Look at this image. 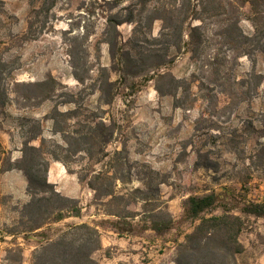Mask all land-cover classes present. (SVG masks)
I'll use <instances>...</instances> for the list:
<instances>
[{
  "label": "rangeland",
  "instance_id": "rangeland-1",
  "mask_svg": "<svg viewBox=\"0 0 264 264\" xmlns=\"http://www.w3.org/2000/svg\"><path fill=\"white\" fill-rule=\"evenodd\" d=\"M48 1L0 0V53L6 64L3 75L9 93V102L0 107V145L5 153L20 146L34 121H40L42 136L50 140L51 120L46 115L67 97L27 98L23 94L38 93L37 88L25 89L13 82L39 81L51 75L58 83L56 95L68 92L74 99L59 108L77 106L81 113L67 120L70 130L76 121L93 123L89 118L92 110L113 128L112 135L102 136L104 152L100 153L98 144L86 154L71 156L73 175L91 166L103 176L113 175L117 177L115 192L122 198L94 199V192L80 181L85 193L82 199H75L80 216H84L55 220L56 210H51L46 224L32 232L29 229L36 220L22 215L20 198L0 194V264H33V251L44 242L40 233L54 238L67 225L81 222L95 226L99 233L113 231L129 236L128 244L119 249L124 254H117L123 258L118 262L112 259L111 264H175L176 245L192 227L183 211V199L188 194L206 188H239L241 183L248 198L264 202V162L259 158L264 157V53H258L256 46L258 13L248 16L246 0H230L232 4L221 14L205 20L202 30L206 37L195 55L182 47L166 51V43L177 41L174 35L159 37L166 22L155 19L149 32L142 20L141 30L133 38L140 49H155L160 59L170 60L161 71L174 75L176 82L149 78L152 72L126 76L110 66L102 35L104 17L116 11L125 15L127 10L122 7L129 4L138 9L139 0H55L45 12ZM156 1L148 0L147 5ZM255 4L258 10V1ZM229 18H238L242 32L255 39L228 42L222 31ZM133 26L129 22L118 25L125 47H129ZM152 37H159V41L152 42ZM158 56L148 58L147 65ZM101 66L108 69L110 85H102ZM73 72L82 80H77ZM156 85L166 94L158 92ZM34 141L38 145L40 137ZM114 151L118 154L109 161ZM91 157L103 159L93 164ZM148 183L153 190L149 189L150 202L144 205L133 189L145 188ZM154 207L170 212L172 228L158 233L148 227L149 209ZM113 212L121 217L111 215ZM238 240L243 250L235 255V264H264V217H244ZM113 252L117 250L104 248L95 251L93 257L100 264L104 254L111 256Z\"/></svg>",
  "mask_w": 264,
  "mask_h": 264
},
{
  "label": "trees",
  "instance_id": "trees-1",
  "mask_svg": "<svg viewBox=\"0 0 264 264\" xmlns=\"http://www.w3.org/2000/svg\"><path fill=\"white\" fill-rule=\"evenodd\" d=\"M121 1L123 0H114L116 3ZM147 1L139 0L140 8L138 9L130 4L122 7L127 10L125 15H122L120 11H116L104 17L105 26L102 35L103 42L108 46L110 66L126 76L132 77L144 72H152L153 75L149 78L154 76L170 78L173 82H176L174 75L161 71V68L170 60L160 59V55H157L155 49H147L148 51L140 49L139 43L133 38L137 30H141L139 27L143 22L142 20L144 19L145 28L149 32L155 19L161 18L163 22H166L159 37L161 35L168 37L174 35L177 38V41L164 45L166 51L173 47L176 50L182 47L195 55L201 50V45L206 37L205 31L202 30L205 20L221 14L222 10L224 11L226 6L232 4V2L230 0H172V2L157 0L156 3L147 5ZM257 1L258 10L255 4ZM48 2V6L44 9L45 12L49 11L55 0ZM246 2L248 4V16L258 13V41L256 46L258 53H264V0H246L244 3ZM34 13L38 14L39 10L35 9ZM165 14L168 19H166ZM195 20L199 23L193 24ZM252 20L254 27H256L254 17H252ZM123 22L134 24L132 36L127 42L129 47H125L122 43L118 31V25ZM222 32L228 38V42L238 41L241 43L242 41L243 43L244 40L255 39L254 36L251 38L242 32L238 18L227 19ZM159 37H152V42H158ZM168 37L165 40H168ZM157 56L159 59L147 65L148 58H156ZM5 66V60L0 53V107L9 102V93L3 75ZM101 69L103 71L102 85H110L112 82L107 73L108 69L106 66H101ZM73 75L77 80H82L77 73L73 72ZM13 84L22 86L25 89L37 88L38 93L32 92L33 95L24 93L23 96L27 98H30V96L42 99L67 97L54 105L49 115H46V118L51 120L50 130L52 136L49 137V141L42 136L40 121L35 122L31 118H24L26 122L34 121V123L26 130L27 135L22 142L21 157L11 161L0 145V154L3 153L7 156L0 157L2 159L0 171L17 168L24 173L27 179L26 190L30 198L22 204V215L27 217L28 220H36L35 226L29 229L33 231L46 224L51 210H56L55 220L70 215L80 216L81 214L77 199L60 194L51 183L47 182L46 174L50 159L62 162L69 173H74L69 165L71 156L86 154L89 148L98 144L100 153L104 152L102 149L104 146L102 136L104 134L112 135L113 128L111 123H105L104 119L92 110L89 118L93 120V123L76 121L75 128L70 130V124L67 120L78 117L81 113H79L77 106L65 110L59 108L60 104L71 103L74 99L73 95L68 92L56 95V85L58 83L51 75L39 81H15ZM178 88L179 85L175 84V89ZM156 90L162 95L166 94L157 85ZM167 93L175 95L176 92L171 93L168 91ZM55 135H59V137L55 138ZM37 137H40L38 145L29 144L30 140ZM261 137L263 138V135ZM261 143L264 146V141ZM71 145H74V147H70ZM262 153H264V148H262ZM117 154L118 152L114 151L109 161L114 160ZM106 156H108V153L104 154V158ZM91 158L94 161L93 164L103 159V157ZM259 158L264 162L263 156ZM109 161H106V163ZM203 167L210 168L207 165ZM77 178L86 182L94 192V199L108 198V200H116L122 198V195L117 194L114 189V182L117 177L113 175L103 176L102 171L94 170L93 166L82 174L78 173ZM243 186L240 183L239 188L236 186L221 187L220 189L206 188L202 192L190 193L183 199L184 216L190 220L192 227L189 232L184 234L183 241L178 242L176 245L175 264H235V255L243 250V246L238 240L243 218L250 215L264 217V202L248 198ZM155 188V190L158 189ZM149 189V183L145 188L135 187L133 189L139 193L144 205L150 202ZM52 201H57L58 204L53 206ZM64 209L65 213H63ZM110 214L116 218L121 217L114 212ZM40 217L41 220H38ZM147 220L149 221L148 227L158 233L169 230L173 226V217L166 209L162 210L157 207L149 209ZM39 235L41 239L44 238V242L40 243V246L33 251V264H98L93 257V253L101 248L100 233L93 225L85 222L69 224L65 230L54 238H50L47 233H40Z\"/></svg>",
  "mask_w": 264,
  "mask_h": 264
},
{
  "label": "crops",
  "instance_id": "crops-1",
  "mask_svg": "<svg viewBox=\"0 0 264 264\" xmlns=\"http://www.w3.org/2000/svg\"><path fill=\"white\" fill-rule=\"evenodd\" d=\"M35 139H32L29 141V144L36 145L37 142L34 141ZM23 142V141H22ZM32 142V143H31ZM2 145H6V148H10V144L7 142L1 143ZM22 143L20 142V146H15V148L7 149V155L10 158L11 161H15L21 157L22 151H21ZM2 163V159L0 158V166ZM47 182L51 183L54 187V189L59 192L60 194L71 197V198H77L82 199L84 193H85V186L83 183L80 182V180L77 178V176L73 175V173H69L65 166L62 164V162L57 160H50L48 165V170L46 174ZM27 187V179L24 175V173L17 169L12 168L8 170L0 171V194H10L14 197L20 198V201L15 204H24L27 202L30 198L29 194L26 190ZM82 202V201H80ZM0 210H2V206L0 204ZM81 216H65L61 220H75L79 219ZM86 216V215H85ZM89 217H93V215H89ZM81 221V220H79ZM41 228H38L36 230H33L32 232H36ZM108 233H100V242H101V249L104 248H111L117 250V252H113L111 256L109 255H103V260H100V264H111L110 261L113 259L119 261V258L123 257H117L118 253L124 254L123 252H119V249L122 248L121 246H126L128 244L129 236L127 235H120L119 233H115L113 231H106ZM130 255H134L131 252ZM119 254V255H121ZM112 260V261H113Z\"/></svg>",
  "mask_w": 264,
  "mask_h": 264
}]
</instances>
